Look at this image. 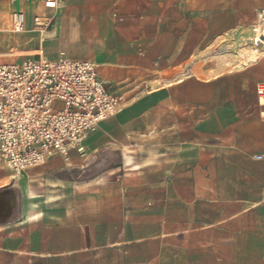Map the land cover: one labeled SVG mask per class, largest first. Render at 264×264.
<instances>
[{"label": "crops", "instance_id": "crops-1", "mask_svg": "<svg viewBox=\"0 0 264 264\" xmlns=\"http://www.w3.org/2000/svg\"><path fill=\"white\" fill-rule=\"evenodd\" d=\"M46 1L0 0V62L90 60L134 104L68 162L0 165V264H264V0Z\"/></svg>", "mask_w": 264, "mask_h": 264}, {"label": "built area", "instance_id": "built-area-1", "mask_svg": "<svg viewBox=\"0 0 264 264\" xmlns=\"http://www.w3.org/2000/svg\"><path fill=\"white\" fill-rule=\"evenodd\" d=\"M45 6L56 8L57 0H47ZM33 22L44 35L53 16L37 15ZM25 23L22 11L11 13L13 32L24 31ZM256 37L263 48L264 41ZM257 94L264 97V83ZM118 109V98L93 61L39 55L0 62V165L16 177L55 155L66 162L72 152L83 155L87 138Z\"/></svg>", "mask_w": 264, "mask_h": 264}, {"label": "rangeland", "instance_id": "rangeland-1", "mask_svg": "<svg viewBox=\"0 0 264 264\" xmlns=\"http://www.w3.org/2000/svg\"><path fill=\"white\" fill-rule=\"evenodd\" d=\"M262 29H264V26H262L261 27ZM232 49V48H231ZM245 49H248L249 51H251V50H253V49H256L257 50V52L258 51H264V50H262V49H264V48H262L261 46H257L256 45V43H255V39H253V41H251L248 45H246L245 46ZM229 51H232V50H229ZM233 51H236V49L234 50L233 49ZM4 53V52H3ZM230 65L232 64V62H228ZM237 62H234V64H236ZM228 67H229V65H227ZM231 67V66H230ZM186 74H188V72H186V71H183V73L182 74H180L179 75V78H183ZM148 88V87H147ZM114 95L118 98V100H119V109H118V111L114 114V115H112L111 117H109V118H107V119H111V118H113V117H115V116H117L121 111H123L124 109H125V107L127 108L129 105H133L134 103H130V101H131V98H127V97H122V96H120V94L119 93H114ZM138 101H139V99H138ZM147 102H148V99H147ZM106 119V120H107ZM106 120H104V121H106ZM103 122V121H102ZM45 164H43V165H41V166H37V167H42V166H44ZM37 167H34V168H37ZM30 169H33V168H30ZM10 171H12L11 169H9ZM27 170H29V169H27Z\"/></svg>", "mask_w": 264, "mask_h": 264}, {"label": "bare ground", "instance_id": "bare-ground-1", "mask_svg": "<svg viewBox=\"0 0 264 264\" xmlns=\"http://www.w3.org/2000/svg\"><path fill=\"white\" fill-rule=\"evenodd\" d=\"M256 35H257V41L259 40H263L264 41V31L262 32V29L259 28V26H257V29H256ZM264 48V47H263ZM264 50V49H262ZM252 51V54H251V58L255 57L256 54H257V50L256 49H253L251 50ZM263 53V52H262ZM261 54V53H260ZM244 56V55H243ZM260 57V56H259ZM252 60V59H251ZM249 62V61H248Z\"/></svg>", "mask_w": 264, "mask_h": 264}]
</instances>
